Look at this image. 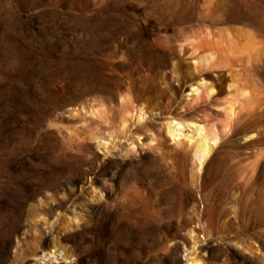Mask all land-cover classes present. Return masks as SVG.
<instances>
[{
	"label": "rangeland",
	"instance_id": "374dc122",
	"mask_svg": "<svg viewBox=\"0 0 264 264\" xmlns=\"http://www.w3.org/2000/svg\"><path fill=\"white\" fill-rule=\"evenodd\" d=\"M234 26L253 33L263 51L242 76L256 90L255 107L229 120L217 102L222 85L211 96H186L193 55L177 46L190 36L218 39ZM143 31L164 47L138 48L133 37ZM200 73L216 77L213 68ZM225 73L224 84L232 81ZM119 95L146 110L140 122L126 114L119 124ZM260 101L264 0H0V209L23 208L21 233L8 241L1 264H20L12 258L27 246L22 237L30 232H22L34 208L45 220L37 224L44 243L56 230L59 240L73 233L61 244L81 264H183L189 228L199 238L197 264H264V120L253 114ZM168 115L217 133L199 172L185 138L175 143L164 132ZM95 129L104 147L88 137ZM121 183L154 209L149 222L122 217L127 240L113 236L102 214L115 208L110 193ZM45 251L25 263L69 264L58 255L48 262Z\"/></svg>",
	"mask_w": 264,
	"mask_h": 264
},
{
	"label": "bare ground",
	"instance_id": "6f19581e",
	"mask_svg": "<svg viewBox=\"0 0 264 264\" xmlns=\"http://www.w3.org/2000/svg\"><path fill=\"white\" fill-rule=\"evenodd\" d=\"M206 35L209 34L207 33ZM137 38L138 39L136 40V38L133 37L134 40L132 42H134L138 48L146 45L145 43H150L153 46H163L161 41H158L154 37L151 38L150 34L144 31L142 32L141 37ZM212 39L210 40L209 37L205 39L204 37L195 38L190 36L184 38L177 46L180 53L190 50L188 54L193 55V58L191 61L186 63L187 65L184 69V74L187 78L194 81L189 84L186 96L189 97L193 95L196 99L200 91H204L205 95L211 96L218 93V88L222 85L225 89V94L221 96L217 102L218 104L220 103V106L221 104L223 105V108L225 109L224 115L230 120L232 116L240 110L245 109L246 111H250V109L255 107L254 103L257 99L256 90H254V88L249 89L246 82L242 80V76L244 71L254 69L257 66V63L262 61L261 54L263 49L259 45L260 42L253 36V33L240 26H234L231 29L226 30L224 35L218 39ZM208 67L213 68L216 74V77H212L211 80L205 79V77L201 76L200 73L202 69ZM225 72L231 75L232 81L224 84L223 80L226 78ZM119 100L123 109V114L121 115L119 121L120 125L125 124L127 120L125 116L126 114H129L130 118L134 117L136 122H140L142 120L146 110L141 106V104H127L128 102L123 100V97L120 95ZM236 108H238V110H236ZM256 109L257 110L253 114L256 118L260 119L261 122L264 120V102L259 103ZM81 110L83 109L81 108ZM96 111L97 108L94 107L89 110V112L93 114H95ZM85 112L87 111L84 110V113ZM220 126L222 129H225V131L228 127L230 130V126L225 120H222ZM163 130L175 143H182V139L185 138L186 148L189 151L190 156V167L192 166L191 169L193 172L195 171V173L199 172L201 168L209 162L210 154L218 144L219 140L217 133L212 128L207 126L205 123L194 120L193 118H182L168 115L163 121ZM260 134L263 136L264 131H261ZM254 135L255 133L251 132L244 134L243 137L245 139H251ZM100 136L101 134L97 129L92 131L90 130V133L88 134V137L95 140L97 145L103 144L102 146L104 147V143L99 141ZM150 141H153V139H150ZM260 164V168L263 167L264 161L263 163L260 162ZM255 167L256 165L254 164V168ZM122 188L121 183L118 186L117 191H115L116 188L111 189L110 195H112V198L115 201V208L108 206L104 209L102 214L113 236H118L119 239L122 240L126 237L127 240V238L130 237L131 229L120 222L122 217L124 215L128 216V219L143 217L144 222H149V220L154 216V209L152 208L153 205L151 202L145 201L141 195L134 196L128 194L129 192H122ZM17 201L24 202V200H18V198ZM6 209L5 211L0 209V254L4 252L3 250L9 240L13 236L18 237V234L21 233L20 227L22 224L19 220L22 219L21 211L23 208L20 207L19 209V207H15L14 209ZM27 212V216H29L32 221V223H28L31 224L29 225V229L22 232L23 234L28 231L30 232L29 235L25 234L22 237V244H27V246L21 251L18 250L19 252H17V254L15 253L12 258L13 261L20 264H26L25 261L28 257L38 256L36 254L38 250L43 252L42 256H45L44 251L46 250V255H48L47 261L50 263H52L53 260L57 258L56 255H58L61 259L68 260L69 264H81V261L77 258L72 261L70 258L73 256L74 251L66 250L61 244L62 240L71 239L73 237V233L65 232L61 235L59 240L58 234H60V230H56V234L52 235L50 242L45 244L43 233L40 231V227L38 228L39 225H37L38 222L42 220L43 223H45L42 214L35 208ZM155 216L157 215L155 214ZM70 224L69 220L66 219L65 225L62 226V228H68ZM186 235L187 242L183 252V264H197L198 260L195 257V246L199 240L198 235L195 230L191 228L186 230ZM47 246L48 249H46Z\"/></svg>",
	"mask_w": 264,
	"mask_h": 264
}]
</instances>
